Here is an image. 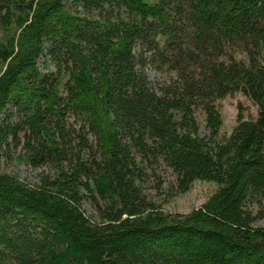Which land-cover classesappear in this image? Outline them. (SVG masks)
<instances>
[{
  "label": "trees",
  "instance_id": "16d2710c",
  "mask_svg": "<svg viewBox=\"0 0 264 264\" xmlns=\"http://www.w3.org/2000/svg\"><path fill=\"white\" fill-rule=\"evenodd\" d=\"M236 94L255 113L238 102L223 134ZM16 150L46 171L0 170V264H264V0H0V158ZM161 163L179 193L217 188L166 212L143 191Z\"/></svg>",
  "mask_w": 264,
  "mask_h": 264
},
{
  "label": "rangeland",
  "instance_id": "374dc122",
  "mask_svg": "<svg viewBox=\"0 0 264 264\" xmlns=\"http://www.w3.org/2000/svg\"><path fill=\"white\" fill-rule=\"evenodd\" d=\"M43 60L39 59V64H42ZM49 68H52L49 65ZM147 76L151 84L157 89L161 83L167 81L171 76H174L173 72L161 71L156 72L148 69ZM240 102L246 106L247 111L255 113V108L241 95L236 94L233 97H227L219 104L220 112L222 114L223 122L220 132L223 134L229 133L232 125L234 124L237 103ZM195 116L199 122V132L202 136H208V130L205 126V116L200 109L195 110ZM19 151H14L11 158H0V170L10 174H14L20 179L25 180L30 184H36L38 182L39 174L44 168H32L23 161H19L16 158V154ZM154 175L150 176L143 184V191L147 198L159 205L166 212H179L187 213L191 209L201 205L207 197L217 188V184L213 182L195 181L192 183L189 190L183 193H179L174 189V175L172 170L164 164H157L153 166ZM86 211L89 215H94L95 211L89 203H85ZM253 213L256 212V208L252 207ZM264 220L258 219L255 224L263 225Z\"/></svg>",
  "mask_w": 264,
  "mask_h": 264
}]
</instances>
